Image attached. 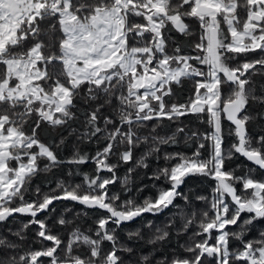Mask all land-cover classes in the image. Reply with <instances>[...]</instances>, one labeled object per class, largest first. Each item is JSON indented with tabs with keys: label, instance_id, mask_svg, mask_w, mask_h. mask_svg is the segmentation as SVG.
<instances>
[{
	"label": "snow or ice",
	"instance_id": "1",
	"mask_svg": "<svg viewBox=\"0 0 264 264\" xmlns=\"http://www.w3.org/2000/svg\"><path fill=\"white\" fill-rule=\"evenodd\" d=\"M187 19L198 22V40L177 43L169 35L171 29L196 35ZM169 44L174 45L171 54ZM184 48L195 55L182 54ZM257 50L264 53V0H0V223L16 215L30 217L19 230L9 229L21 243L0 238V253L20 248L32 225L38 226L41 245L52 243L19 256L0 255V264H126L121 253L130 255L133 249L119 243L117 230L170 206L178 209L182 220L178 237L197 229L180 245L191 256L165 255L156 264H264V228L257 237L247 238L264 220V178L254 175L264 170V129L256 136L248 129L253 121L264 120V108L249 113L250 105H264V83L254 79L264 76V56L238 62L240 55ZM184 80L194 81L193 94L184 103L171 101L173 85ZM76 99L85 105L103 99L95 107L77 110L85 128L78 139L105 144L94 155L77 148L62 160L53 149L66 138L46 144L38 130L45 123L55 130L78 119L73 111ZM105 106L113 108L115 118L102 116ZM189 114L199 116L208 129L188 135L184 127H177L170 136L155 134L165 120L180 123ZM150 123L149 135H138ZM182 133L194 151L161 156V146L178 144ZM226 137L233 138L227 147ZM141 143L150 146L137 166L146 168L148 157L155 156L158 163L163 159L164 166H158L150 179L163 180L167 187L154 183L156 196L142 202L132 196L121 199L131 191L130 176L118 177L116 170L119 162L133 159V149ZM237 155L253 165L242 175H237L240 165L227 167ZM114 156L117 163L111 162ZM40 160L47 161L43 168ZM86 162L94 163L93 171L81 172ZM62 164L72 166L67 180H58L54 188L48 181L46 192L33 185L40 173ZM191 175L215 182L210 197H196L205 205L199 210L179 191ZM76 176L82 177L80 183L72 182ZM117 181L122 193L111 191ZM177 198L191 210L176 205ZM60 201L106 215L94 221V232L76 228L65 243L51 233L47 217L37 218L55 212L53 205ZM57 222L71 223L63 215ZM152 225L148 221L145 226ZM173 226L170 220L165 229ZM232 226L238 230L231 231ZM165 229L157 228L148 243L166 240ZM128 237L140 238L139 229ZM231 241L238 246L231 248ZM105 242L110 249H104ZM148 261V255L139 257L140 264Z\"/></svg>",
	"mask_w": 264,
	"mask_h": 264
},
{
	"label": "trees",
	"instance_id": "2",
	"mask_svg": "<svg viewBox=\"0 0 264 264\" xmlns=\"http://www.w3.org/2000/svg\"><path fill=\"white\" fill-rule=\"evenodd\" d=\"M142 22V21H138ZM189 24L190 31L196 33V35L193 36H185L182 34H179L174 29H171L169 32V35L172 39H174L177 43L180 44H187L192 41L198 40V33H199V24L194 19H187L185 21ZM170 27V26H169ZM174 47V45L169 44L168 45V51L169 54H171V50ZM182 54H188V55H195L194 52H191L189 49L184 48L182 51ZM261 56H264V53H261L259 50L253 53H249L247 55H240L238 58V62H243L245 60L253 61L256 59H259ZM59 68V65H57ZM255 80L258 82L264 83V76L257 75L254 77ZM194 89V81L192 80H184L182 84L180 85H173V91L175 95L171 97V101L178 102V103H184L189 96L193 94ZM85 89L81 90V93ZM99 103L103 102V99L97 101ZM92 102L89 105H85L80 99L75 100L76 108L73 109V111L77 112L78 119L70 121L67 126L63 127H57L55 130H53L51 127H49L46 123L41 126V128L38 130V136L40 140L46 144H48L51 141H55L56 143H59L60 139L66 138L65 143L60 148H54L53 150L56 152V154L59 156L62 160H67L68 158H71L73 155V152L75 149H79L81 153H89L94 155L95 152L98 150V148H103L105 142L101 141L99 144L96 143V140L94 139L92 142H87L83 139H78L80 136V133L85 131L84 128V116L80 115L79 110H84L87 108L95 107V103ZM262 108H264V105H250L249 106V113L254 114L255 112L260 111ZM102 116H113L115 118V114L113 111V108L105 106L102 110ZM206 119V117L204 118ZM180 123H171L167 120L163 122V125L161 127H158L156 129L157 135L160 136H170L173 132L176 131L177 127H184L185 131L188 135H191L194 131L203 132L208 129V125L206 123L201 122V118L197 115L189 114L185 117L181 118ZM100 126L103 127V119L100 120ZM152 123H155L153 121ZM228 123L225 122V129L228 128ZM152 124L150 123L146 128H142L138 135L145 136L149 135L151 132ZM76 129L77 131L73 132L72 130ZM249 132L256 136L261 132V129H264V120H255L252 123L248 125ZM126 130V129H125ZM177 139L179 140L178 144L175 145H163L161 146V152L160 155L163 156L164 152H185L187 154H191L192 151H194V147H189V145L184 143L185 135L182 133L177 136ZM233 142V138H225V147L229 146ZM149 145L141 143L139 147H136L133 149V159L128 162H119V167L116 170V175L118 177L123 178L126 174L130 176L129 180V187L131 188V191L128 193L127 196H124L122 194L121 199H127L128 196L136 197L138 202H142L145 198L151 196L155 197L157 192L156 188L153 187V184L155 183L157 186H163L167 187L166 184H164L163 180H153L150 179L154 171L157 169V167H163L164 161L161 159L159 163L157 162L155 156L148 157L145 160V163L148 165L146 168L141 165L137 166V161L140 159L141 156L147 151ZM120 151L125 150L124 148L119 149ZM112 163H117V158L114 156L111 158ZM41 168H43L44 164L47 163L46 160H40L38 161ZM237 165H240V168L237 169V175H242L243 172L247 168L253 167L251 162L247 161L244 157L237 155L233 160L227 162V167L231 169H236ZM69 167H72L69 164H62L57 168L52 169L51 172L48 173H40L34 180L33 185L39 184L43 191H48V188L45 187L48 181H51V187H55L56 182L58 180H67L68 176V169ZM95 168V165L93 162H86L85 164L80 166L81 172H91ZM132 169L133 171L129 174L128 170ZM103 175L107 176L110 175L107 172H104ZM254 175L257 176V178H264V170L257 169L256 173ZM82 180L81 176H76L73 178V183H80ZM215 186V182L210 179L209 177L202 176V175H191L185 179V182L180 187L179 191L184 193L189 197V199L192 201V204L195 206L197 210L202 209L205 207L204 203L202 201H197V196H211L212 188ZM143 188L142 192L137 193V189ZM112 192H121V183L120 181H117L114 185L111 186ZM31 198V197H29ZM176 205L180 206V208H184L186 211H190L191 209L186 208L185 201L181 198H177L174 202ZM53 207L55 208V212L52 213H41L38 215V219H45L47 217V225L49 230L52 234L60 236L63 242H67L70 233L76 229L79 228L83 232H94L95 231V223L94 221L100 218L102 215H106L105 212L98 209H91L86 208L83 205H80L79 203L70 202V201H60L55 202ZM65 209H70V211H65ZM77 213H80V215L77 217ZM87 213V215H85ZM178 209L170 206L169 208L163 210L161 213L157 215H151V214H144L140 218H136L135 220L131 222H125L121 225V227L117 230L116 236L118 238L119 243L125 244L128 247H131L133 249V252L129 255L127 253H121L123 256V259L125 260L126 264L127 262L131 261L132 264H140L139 257L148 255L149 261L148 264H156V261L159 259H162L165 257V255L168 256L169 259H171L174 255H178L180 257H190L191 254L185 252L180 245L185 244L188 242V238L191 235L192 232L197 231L195 227H193L188 234L177 236V229L180 228L182 224V220L180 216L177 214ZM63 215V218L71 221V223L66 225H60L57 221L58 219ZM243 218H247L244 216ZM30 219L29 216L26 215H16L12 218H9L6 223H0V238H5L9 242L12 243H21L17 240V238L10 234L9 229L12 230V232H15L19 230L22 227V224L27 223V221ZM170 220H174V226L168 227L165 229V226L169 224ZM148 221H152L153 225L151 228L146 227ZM109 227H114V225H109ZM161 228L165 229L169 232V237L166 238V240L163 241H157L155 244H150L148 241L154 237L156 234V229ZM264 228V220L259 221L255 227H253L252 231L248 234V239H252L254 237L258 236V230ZM137 229L140 231V238L133 237L132 239H129L128 233L129 232H135ZM38 226L32 225L24 232L25 241L22 242V246L20 248H17L15 251H8L0 253V255H16L19 256L23 251L26 250H35L39 249L40 247H49L52 246L51 242H44L43 245L37 240L36 233L38 232ZM231 231H237L238 229L235 226H232ZM33 241H36L33 243ZM231 248H236L238 246V242L231 241L230 242ZM31 246V248H30ZM103 247L105 250L110 249V243L105 242L103 244ZM62 255V252H61ZM45 264H48L47 261H45ZM214 264V261L212 262Z\"/></svg>",
	"mask_w": 264,
	"mask_h": 264
},
{
	"label": "rangeland",
	"instance_id": "3",
	"mask_svg": "<svg viewBox=\"0 0 264 264\" xmlns=\"http://www.w3.org/2000/svg\"><path fill=\"white\" fill-rule=\"evenodd\" d=\"M224 27H226V26H224Z\"/></svg>",
	"mask_w": 264,
	"mask_h": 264
}]
</instances>
